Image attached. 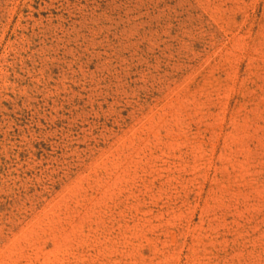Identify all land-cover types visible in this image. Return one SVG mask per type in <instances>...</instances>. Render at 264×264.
Returning a JSON list of instances; mask_svg holds the SVG:
<instances>
[{
    "label": "rangeland",
    "instance_id": "obj_1",
    "mask_svg": "<svg viewBox=\"0 0 264 264\" xmlns=\"http://www.w3.org/2000/svg\"><path fill=\"white\" fill-rule=\"evenodd\" d=\"M0 264H264V0H0Z\"/></svg>",
    "mask_w": 264,
    "mask_h": 264
}]
</instances>
